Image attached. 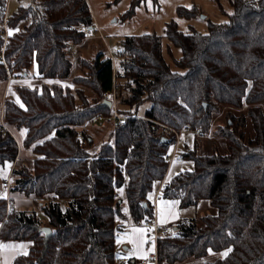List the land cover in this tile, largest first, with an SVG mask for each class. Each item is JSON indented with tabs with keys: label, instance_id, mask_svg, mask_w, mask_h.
I'll use <instances>...</instances> for the list:
<instances>
[{
	"label": "trees",
	"instance_id": "obj_1",
	"mask_svg": "<svg viewBox=\"0 0 264 264\" xmlns=\"http://www.w3.org/2000/svg\"><path fill=\"white\" fill-rule=\"evenodd\" d=\"M6 1L0 0V21ZM229 3L228 23L209 24L206 34H183L175 24L166 25L165 38L181 53L174 61L176 71L162 56L160 37L122 40L123 59L116 74L126 82L129 95L119 97L123 108L118 112L128 118L115 124L113 141L95 155L83 147L76 128L95 116L106 117L111 109L103 97L86 100L80 88L101 96L113 90L115 74L108 57L97 54L90 67L80 61L88 74L93 72V81L73 78L75 95L56 85L40 93L22 88L18 94L23 108L4 102V120L25 130L22 145L34 155L30 171L13 170L11 190L45 197L41 208L51 230L45 242L36 214L14 209L6 214L0 195V240L32 245L12 264H117L116 222L122 218L117 191L125 185L133 221L150 217V198L167 171L174 137L165 136L159 124L175 130L190 127L205 135L220 108L227 111L226 122L215 133L225 151L201 154L193 136V149L182 154L193 169L168 180L166 175L161 184V196L176 200L180 208L205 199L216 213L180 221L172 234L159 237L157 263L264 264V0ZM179 13L191 17L195 8ZM24 21L27 25L9 35L5 45L9 68L24 74L34 67L38 77L48 80L69 77L72 66L66 52L82 42V29L92 25L87 2L31 0L7 17L9 29ZM2 43L0 34V49ZM5 79L0 64V82ZM145 102L149 108L137 116ZM16 156L14 140L0 133V167ZM221 251H227L224 258L207 260Z\"/></svg>",
	"mask_w": 264,
	"mask_h": 264
},
{
	"label": "rangeland",
	"instance_id": "obj_2",
	"mask_svg": "<svg viewBox=\"0 0 264 264\" xmlns=\"http://www.w3.org/2000/svg\"><path fill=\"white\" fill-rule=\"evenodd\" d=\"M37 2L39 0H36ZM88 4L92 24L98 29L97 33H92L91 36H85L81 43L77 45H70L66 54L69 57L71 63V72L69 77L65 79L57 80L47 84L43 79L36 77L33 67H31L26 73L22 74V79L12 77L7 81V77L4 81L0 82V102L1 98L6 101L15 103L16 105L23 108V104L20 100L18 91L22 88L35 90L36 92H42L43 88L49 85V89H52L53 85L61 87L63 90H69L71 94H77L78 87L72 83V79L75 77L86 78L90 82L93 81L92 74H88L87 70L83 68V64L90 67L93 59L97 54L101 53L102 56L112 57V65L114 67L113 74H115L114 88L110 91L113 94L109 96L107 93L104 95H97L93 91L87 88H80L84 93V98L88 101L99 100L103 97L106 101L112 100L114 107L110 106L111 111L106 114V117L98 115L100 121H94L92 123H85L83 126L76 128L78 136L84 148L89 152L90 155H95L99 149L105 146V143H111L113 141V132L115 124L119 123L113 118L115 113L120 117H126L119 114L118 110L123 108L119 106L120 100L123 97H127L129 90L125 89L126 82L123 79L118 78L117 72H119V65L123 58H116V53L121 51V42L124 38L130 36H141L146 34H153L161 38V51L162 56L168 66L176 71L174 61L179 60L181 53L179 48L174 47L164 36L165 27L169 23L176 25L177 29L183 34H190L191 32H197L200 34H206L209 29V24L222 25L228 23V19L232 14V8L229 0H85ZM137 1V2H136ZM31 3V0H7V17H11L17 12L19 8H26ZM195 8V15L191 17L180 14V10H191ZM8 23V22H7ZM28 21H24L19 24L15 29H9L12 34L21 30ZM8 25V24H7ZM87 27L82 30L84 34L87 31ZM8 30V32H9ZM11 34V35H12ZM99 35L102 37L99 38ZM73 49L74 53L70 54V49ZM84 61V62H81ZM6 73V72H5ZM15 74V73H14ZM52 84V85H51ZM80 87V86H79ZM119 93V94H117ZM120 95V96H119ZM107 97V98H106ZM77 101V100H76ZM78 103V102H77ZM112 105V106H113ZM149 108V103H143L136 111L137 116L144 115V112ZM1 109V107H0ZM121 111V110H120ZM135 110L128 111L133 113ZM1 112V110H0ZM227 112V111H226ZM224 109L220 108L218 112L212 115L211 127L207 134H203L202 138H198L197 150L201 154H211L213 151L224 152L225 147L223 140L216 136L215 130L219 127H224L226 122V113ZM3 118H4V113ZM96 117V116H95ZM127 118V117H126ZM5 121V120H4ZM6 123V121H5ZM7 124V123H6ZM163 125V124H159ZM10 126V125H9ZM12 127V126H11ZM182 129V128H181ZM25 138V137H24ZM23 138V139H24ZM88 138V140H86ZM195 138L189 135H182L178 143V147L173 155V160L170 165L167 164L169 179L172 178L179 172L190 171L193 169L192 162L184 160L182 154L186 151L192 150L194 146ZM21 145V144H20ZM102 147V148H103ZM216 148V149H215ZM29 149V148H25ZM19 148H17V151ZM31 150V149H30ZM173 149L170 148L168 154H171ZM10 164L6 163L0 167V181L8 178V171ZM15 168L30 171L32 169V161L29 159L20 161ZM166 174V173H165ZM165 176L162 178L163 183ZM160 182V183H161ZM157 185V187L160 185ZM10 190L13 188V178L10 179ZM125 185L123 184L117 191L118 198L122 201V208L127 213V206L124 195ZM9 190V191H10ZM0 190V195L5 197L8 194L10 202L13 206L10 209H14L19 212H34L36 217L41 221L42 227H47V218L45 213L42 211V204L44 200L32 194H26L21 191L12 190L10 193ZM162 197L156 199L157 205L163 204ZM6 203V201H5ZM11 204V203H10ZM11 204V205H12ZM195 211L198 214L204 215L201 205L195 207L183 208L181 210L182 217H194ZM6 204V214H7ZM152 214L150 217H152ZM155 219L156 217L153 216ZM201 217V216H200ZM195 218V217H194ZM199 217H196L198 219ZM157 220V219H156ZM157 222H159L157 220ZM128 223L130 227H125L126 234L119 235L117 237V246H119L120 252H126L123 248L128 246L130 243L138 245L145 237V242L148 246V250L154 251V240L153 232L146 230L141 227L133 226V220L128 216ZM160 224V222H159ZM136 229L141 233L137 237H133L129 241L130 230ZM143 231H139V230ZM162 237V236H159ZM119 241V242H118ZM7 242V241H6ZM5 241L0 240V245H4ZM9 245L15 246V250L19 256H26L31 243L26 240H17L11 242ZM122 246V247H121ZM226 251L218 252L217 254H210L207 260H212L215 257L222 259Z\"/></svg>",
	"mask_w": 264,
	"mask_h": 264
},
{
	"label": "crops",
	"instance_id": "obj_3",
	"mask_svg": "<svg viewBox=\"0 0 264 264\" xmlns=\"http://www.w3.org/2000/svg\"><path fill=\"white\" fill-rule=\"evenodd\" d=\"M7 10V8H6ZM7 12V11H6ZM75 46V45H74ZM74 53V51H73ZM72 53V54H73ZM34 72L36 77V70L33 67ZM25 75V74H24ZM40 78V77H38ZM22 79V78H21ZM42 79V78H40ZM47 82V84L53 83V82H57V80L60 79H53V80H48V79H43ZM52 85V84H51ZM49 87V85L47 86ZM6 100H4L3 98H1V102H0V107H1V112L3 113L4 111V102ZM78 128V127H77ZM13 132L15 134V137L17 138V142L19 144V150L17 151V156L16 159L13 163H11L9 171H8V175L11 173V177L13 176V170H17L15 168V166H17V164L20 161H25L27 159H29L30 161H33L34 159V155L31 152L30 149H25L22 145L23 143V138L25 137V130L23 128H15L12 126ZM21 144V145H20ZM172 163V162H171ZM168 170L166 171L165 176L167 177L166 180H168L169 176H168ZM4 179H2L0 181V183L3 181ZM160 186V185H159ZM156 187L155 192L153 193L152 197L150 198V202L152 204V208H153V216L156 217V219L160 222V225L165 226V227H169L170 229L173 230V228L177 225V223H179L180 221H184V220H188L191 218H196V217H200V216H205L208 214H212L214 215L216 213V210L214 208H212L209 205L208 200H200L197 204L202 206V210L203 213H205L204 215L198 214L196 211L194 213V217H182V213L181 210L183 208H180L177 201L174 199H167L164 198L163 199V204L162 205H157V207H155L156 204V199H158L159 197H162L161 195V186L160 187ZM11 188V186H10ZM159 188V189H158ZM158 189V192H157ZM0 190L5 191L4 189H2L0 187ZM12 190L9 191V193ZM163 198V197H162ZM44 200V203L46 201V198L43 197L42 198ZM174 202V203H172ZM12 204V202H10ZM43 205V204H42ZM13 206V204H12ZM14 208V206H13ZM189 208V207H186ZM128 213V211H127ZM128 216L130 217V215L126 214L125 211L122 208V218L119 219L116 222L117 225V233H116V237H115V253L117 256V264H143V261H147L145 264H154L153 262L149 261L148 258L150 255H153V252H151L150 250H148V246L145 242V237L143 236V240L136 245L135 243H130L128 244V246H126L125 248H123L126 252H120L119 251V246H117V237H119V235H124L126 234V229L125 227H130L129 223H128ZM43 226V225H42ZM148 231V230H147ZM149 232V231H148ZM141 233H139L138 231L134 232L133 230H130L129 232V241L133 238V237H137L139 236ZM11 242L13 241H5L4 245H9ZM122 247V246H121ZM154 251H155V245H154ZM19 256L18 253L15 250V247L12 248H0V264H12L13 260L15 257ZM210 258H215L210 257ZM158 264V263H156Z\"/></svg>",
	"mask_w": 264,
	"mask_h": 264
},
{
	"label": "built area",
	"instance_id": "obj_4",
	"mask_svg": "<svg viewBox=\"0 0 264 264\" xmlns=\"http://www.w3.org/2000/svg\"><path fill=\"white\" fill-rule=\"evenodd\" d=\"M8 30H9V27L7 25V12H6V8H5V12L3 13L2 19L0 21V34H1V37L3 39V43H2V46L0 49V64H2V66L4 67V70L6 72L7 81H9V79H11L12 77H17V78L22 77V74H14V72L9 68V66L7 65V63L4 59V49H5V45H6V42L8 40V37H9ZM97 32H98V29L92 24L90 27H88V29L86 31V36H91L92 33H97ZM99 38L101 39L102 37L99 35ZM72 53H73V49L71 48L70 54H72ZM121 54H122L121 52L116 53V58H118V59L122 58ZM112 57H113V55L109 56V60L111 62V65H112ZM112 70H114L113 65H112ZM110 94H113V93L107 92L108 96ZM113 104H114L113 101L110 100V106L112 108L114 107ZM126 117L128 118V116H126ZM126 117H120L118 114L115 113L113 118L119 123L120 120H123ZM98 120L100 121V117L96 116L92 119V123L94 121H98ZM160 131L167 137H169V136L174 137V143L171 147L173 149V152L171 154L166 155V161H167L168 165H170V163L173 160V155L175 153V150L178 147V143H179L182 135L185 134V135H189V136H195L198 138H202L204 136L203 133H201L199 131H195L194 129H192L190 127H183L182 129L175 130V129H172L168 126L160 125ZM0 133L9 135L14 140V142L16 143L17 148H19V144L17 142V138L15 137L13 129L11 126H9L8 124L5 123L2 112H0ZM10 179H11V173L8 175V178L4 179L0 183V187L2 189H4L7 193L10 190ZM161 184H162V182L160 183V186H161ZM158 189H157V192H158ZM5 201L7 204V211H8L10 209V207L12 206L10 204L8 194L5 198ZM133 226L141 227V228H144L146 230H151L153 232L154 245L156 244V240L159 238V236H168L174 232V229L172 230L169 227H165V226L160 225L159 222H157V220L153 216L137 219V220L133 221ZM148 260L153 262L154 264H156L157 263L156 252H154L153 255H150ZM146 262L147 261H143L142 263L145 264Z\"/></svg>",
	"mask_w": 264,
	"mask_h": 264
},
{
	"label": "water",
	"instance_id": "obj_5",
	"mask_svg": "<svg viewBox=\"0 0 264 264\" xmlns=\"http://www.w3.org/2000/svg\"><path fill=\"white\" fill-rule=\"evenodd\" d=\"M105 105H107L108 107H110V102L105 100ZM143 206L145 207V204H143ZM39 230L43 233V237H44V241L46 242L47 239L50 237L51 235V230L49 227H40Z\"/></svg>",
	"mask_w": 264,
	"mask_h": 264
},
{
	"label": "snow or ice",
	"instance_id": "obj_6",
	"mask_svg": "<svg viewBox=\"0 0 264 264\" xmlns=\"http://www.w3.org/2000/svg\"><path fill=\"white\" fill-rule=\"evenodd\" d=\"M11 34H12V31L9 30V35H11ZM172 203H174V202H172ZM133 231L136 232L137 230L133 229ZM139 231H143V230L141 229ZM12 247H15V246H13V245H0V248H12ZM227 251H231V249H228ZM227 251L224 253V255H227Z\"/></svg>",
	"mask_w": 264,
	"mask_h": 264
}]
</instances>
